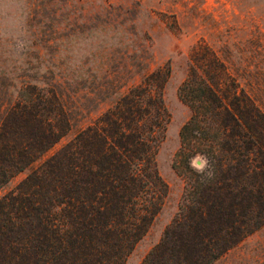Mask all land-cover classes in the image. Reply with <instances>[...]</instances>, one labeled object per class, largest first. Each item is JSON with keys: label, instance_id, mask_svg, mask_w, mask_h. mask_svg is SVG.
<instances>
[{"label": "trees", "instance_id": "obj_1", "mask_svg": "<svg viewBox=\"0 0 264 264\" xmlns=\"http://www.w3.org/2000/svg\"><path fill=\"white\" fill-rule=\"evenodd\" d=\"M169 73L144 74L33 168L71 128L62 98L26 83L0 106V188L31 168L0 197V264H125L168 190L156 151ZM178 94L190 110L173 161L183 190L140 264H211L264 225V113L204 45Z\"/></svg>", "mask_w": 264, "mask_h": 264}, {"label": "rangeland", "instance_id": "obj_2", "mask_svg": "<svg viewBox=\"0 0 264 264\" xmlns=\"http://www.w3.org/2000/svg\"><path fill=\"white\" fill-rule=\"evenodd\" d=\"M203 45L264 113V0H0V106L22 84L48 86L71 119L70 130L32 168L93 123L144 74L170 67L163 87L169 119L156 151L168 190L125 264H140L177 212L184 182L173 161L180 128L190 116L178 89L191 54ZM30 170L3 185L0 197ZM211 264H264V225Z\"/></svg>", "mask_w": 264, "mask_h": 264}, {"label": "water", "instance_id": "obj_3", "mask_svg": "<svg viewBox=\"0 0 264 264\" xmlns=\"http://www.w3.org/2000/svg\"><path fill=\"white\" fill-rule=\"evenodd\" d=\"M197 163H200V160H198Z\"/></svg>", "mask_w": 264, "mask_h": 264}]
</instances>
